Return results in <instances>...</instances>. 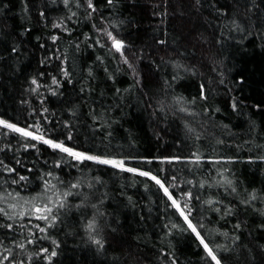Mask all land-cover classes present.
<instances>
[{"label":"trees","instance_id":"1","mask_svg":"<svg viewBox=\"0 0 264 264\" xmlns=\"http://www.w3.org/2000/svg\"><path fill=\"white\" fill-rule=\"evenodd\" d=\"M96 2L104 17L124 22L119 34L132 44V50L143 51L144 59L139 63L142 84L133 88L131 76L117 72L118 60L112 59L107 48L81 43L80 50L75 49L71 42L83 41L84 33L98 38L82 18L75 26L66 21L73 28L71 37L52 28L53 21L67 15L60 0L55 4L52 0H0V54L5 57L0 60V118L21 127L39 124L46 136L61 140L71 133L73 139L66 143L95 153L149 158L180 156L181 161L173 164L154 160L152 164L131 166L150 169L166 182L176 175L178 186L170 191L182 204L187 201L183 193L192 192L191 219L204 225L201 234L213 244L231 245L230 237L237 234L233 225L238 219L245 220L247 227L238 233L240 241L231 253L225 254L226 264H264L261 249L264 231L258 228L261 218L251 210L245 213L241 209L238 216L221 219L220 214L203 203L216 199L223 205L239 207L240 197L227 194L217 185L225 177L237 184L241 196L245 188L264 190V162L257 159L264 155V110L256 111L254 107L261 104L264 108V37L256 34L257 29L264 31V0H257L260 7L248 13L250 20L245 23L255 27L244 39L239 32L228 36L225 28V38L219 44L216 41L221 28L228 21L217 15V9L228 10L232 15L239 11L243 18L250 0H237L236 5L233 0H202L203 6L199 8L194 7V0H119L115 10L105 7L106 0ZM40 10L46 12L47 20L39 17ZM96 19L98 23L100 17ZM50 35H59L61 39L53 45ZM159 39L167 43L160 45ZM101 42H104L102 38ZM40 44L45 47L40 48ZM12 45L18 46V53L8 51ZM62 54L67 56L64 66L71 73V83L59 72L61 62L55 57ZM96 56H101L104 63L97 61ZM46 57L51 59L42 65L40 61ZM89 67L94 79L87 76ZM40 73L45 75L40 77ZM109 74L114 75L115 83L108 79ZM53 75L62 85L56 96L48 89ZM173 76L177 79L173 80ZM33 77L45 85L38 90L39 94L28 90ZM200 84L205 86L207 101L199 99ZM81 87L85 92H80ZM116 88L121 89L119 94ZM181 97L183 100L178 103ZM233 97L242 100L246 107L233 111ZM193 98L195 104L191 103ZM181 107L187 111H180ZM44 108L48 109L46 113ZM73 110L75 116L71 115ZM189 128L194 131L189 132ZM197 135L199 140L195 138ZM221 140L223 144L218 143ZM24 144H36V147L25 150ZM0 148L5 149L0 151V159L29 177L27 182L13 185L11 179L16 176L0 174V194L6 190L13 195L19 192L25 199L39 196L40 200H46L52 193H44L40 177L49 171L59 177V181L47 177L59 191L82 179L85 183L91 181L98 189L93 200L107 193L101 207L105 213L101 221L104 250L98 252L87 241L84 226L92 210L87 209L86 216H82L73 209L63 217V224L49 230L62 242L54 264H172L173 259L176 264H208L195 236L190 231L179 230L186 229V224L153 181L90 162L73 166L70 159H61L62 154L35 141H25L2 127ZM193 152L202 155L198 165L189 162ZM221 158H231L234 162H213ZM16 160L21 163L17 165ZM57 160L61 162L60 168L54 167ZM97 177L101 184H96ZM5 179L9 181L7 184L3 182ZM72 191L86 193L88 189ZM69 200L79 203L77 197ZM256 206L264 207V204ZM18 223L26 227L18 228L7 238L0 231V240L5 245L11 247L14 240L23 242L29 230L36 232L37 237L43 235L33 227L44 226L42 221L32 219L29 223L26 217ZM173 223L179 228L173 229ZM224 232L228 237L222 235ZM41 246L50 247L49 241L39 240L28 245L26 251L35 252ZM16 251L18 259L25 256ZM32 264L46 262L34 258Z\"/></svg>","mask_w":264,"mask_h":264},{"label":"snow or ice","instance_id":"2","mask_svg":"<svg viewBox=\"0 0 264 264\" xmlns=\"http://www.w3.org/2000/svg\"><path fill=\"white\" fill-rule=\"evenodd\" d=\"M64 9L67 10V15L64 17L58 18L56 21L52 22V28L60 29L67 36L71 37L73 28H69L67 22H71L74 26L78 25L81 22V18L84 22L90 24L91 29L94 31L98 38L93 39L92 36L84 33L83 41H73L72 45L76 50H80L81 43H85L88 47L93 45H97L100 48H107L108 54L111 55L112 59L118 60L117 72H120L124 75H130L133 80L132 87L135 88L142 84L143 77L139 71V63L143 61V51H133L132 44L127 42L125 38L120 36L119 29L120 26L124 23L121 21L111 20L104 17L102 10L98 6L96 0H60ZM52 3H56V0H52ZM119 0H106L105 7L109 9L115 10ZM233 4H237V0H233ZM202 0H194V7H202ZM7 8V4L4 5ZM159 7V5H157ZM260 4L257 3V0H250L249 6L245 8L244 16L241 18L239 11H236L235 15L229 13L228 10L217 9V15L224 17L227 19V24L223 25L220 32V38L217 39L216 43H223L225 38V31L227 29L228 36H231L233 32H239L241 34V39H244L249 33L252 27L250 23H245V21H249L250 17L248 13L253 11V8H259ZM75 9V10H74ZM25 10H27V5H25ZM38 15L43 20H47V14L44 10H40ZM166 15V13H164ZM97 16L100 17L99 22L97 23ZM75 18V19H74ZM27 31H31V29H27ZM261 37H264V31L257 29V33ZM101 38L103 39V43L101 42ZM39 39V37H37ZM49 39L51 40L53 45H56L57 42L61 39L59 35H50ZM91 41V44L87 42ZM239 42V41H238ZM157 43L160 45H164L167 43L164 39L157 40ZM40 48H44V44L39 45ZM59 49H57L58 51ZM8 51L10 53H18L19 48L17 45H12L9 47ZM5 59V57L0 54V60ZM48 59L45 58L40 61L43 65L47 62ZM55 59L60 60L59 72L65 78L68 83H71V73L67 67L64 65L67 62V56H57ZM96 60L101 64L104 63V60L101 56H96ZM120 65L125 66L123 69L120 68ZM179 68V65H176ZM104 71L107 73L108 69L105 67ZM185 71H189V69H185ZM195 75V72H192ZM45 75L44 73H40L39 76L42 77ZM87 76L89 79H94L93 70L89 67L87 71ZM108 79L115 83V77L113 74L108 75ZM173 80L177 79L176 76L172 77ZM223 83V81H221ZM239 83H243V80L239 81ZM34 86V87H33ZM55 86V88H52ZM170 86V85H169ZM45 85H42L39 82L38 77H33L30 81L29 91L32 93H38V90ZM61 82L57 78V76H51V85H48V89L51 92L52 96H56L58 94V89L61 88ZM88 91L91 92V86H89ZM125 92L131 91V89H124ZM80 92H85V88L81 87ZM115 92L119 94L121 89L116 88ZM199 99L203 101H207L208 97L205 92V86L200 84L199 86ZM183 98L178 99V103L181 102ZM41 104L44 103V100L40 101ZM192 104L196 103V99L193 98L191 101ZM151 106V105H149ZM243 105L242 100H238L233 97L231 101V108L233 111H238ZM256 111L264 110L261 104H256ZM180 111H187L185 108L181 107ZM48 109L44 108L43 112H47ZM219 111V109H216ZM71 115L75 116L76 111L73 110ZM95 119V117H94ZM0 127L7 129L9 132L18 134L25 141H35L39 144H43L47 146V148L51 149L55 153L62 154L61 159L64 157L70 159L73 162V166L79 165H87L89 162L94 165L106 166L108 168L114 169L120 173H130L133 176L144 177L148 180H151L155 183V185L163 192V195L167 198V201L170 202V207L175 210V212L179 215L180 218L184 221L187 228H179V226L175 223L172 224V228H179L180 231H190L198 241L199 245L202 247L203 252L207 257L208 264H226L228 256L225 255L227 253H231L233 247L237 245L240 241L241 237L238 233L243 231L247 227V222L245 220L238 219L237 222L233 225V232L237 233L230 237L232 243L229 244H213L210 239H206L204 235L201 234L200 229L204 227L203 224L193 223L192 216V207L190 205L191 200L193 199V195L191 191L184 192L183 195L187 197V201L183 204L178 200L172 191L171 188H175L178 186V177L176 175L171 176L170 181L166 182L162 180L158 175L154 174L152 170L143 169L140 167L131 166L133 163L135 164H152L154 160L161 164H173L181 161L180 156H169L163 158H149V157H134V156H113L107 154L95 153L91 149H81L72 144L66 143V141H71L73 136L69 133L64 140L59 139L58 137H50L46 136L43 131H41V126L39 124L36 125H26L25 127H21L16 123L10 122L8 120H4L0 118ZM65 127H68L66 124ZM35 128V130H32ZM189 132H193L194 130L189 128ZM197 140L200 139V136L197 135L195 137ZM218 143L223 144V141H218ZM35 148L36 144H24L23 147L25 150L28 147ZM261 147V146H258ZM4 148H0V151H4ZM190 163L199 164L202 160V155L198 152H193L191 154ZM260 162H264V155H260L257 157ZM214 163H233L234 161L231 158L228 159H218L213 161ZM251 162H255L254 160H250ZM15 163L19 165L21 161L16 160ZM47 163V161H45ZM55 168L61 167V162L57 160L54 163ZM29 172L32 169H28ZM163 171V169H161ZM0 174H6L7 176H16L17 178L11 179V184L15 185L20 182H27L29 180L28 176L22 175L18 173L16 167L10 166L4 160L0 159ZM47 177H52L59 181L58 176H53L51 171L44 174L40 179L43 181V191L44 193L51 192L52 195H48L46 200H40L39 196L31 197L30 199H25L20 196L19 192H16L13 195L12 192H8L5 190L3 194H0V203H3L5 206L0 207V231H2L5 237H8V234L15 232L18 228L23 229L26 225L22 223H18V221H23L26 217L29 220V223L32 219L37 221L44 222V226L40 224H36L33 227L38 230L39 233L43 234L37 237L36 232L29 230L28 236L24 238L23 242L13 241L12 246L5 245L3 240H0V264H32L34 258L42 259L46 264H54L55 258H57L60 253L59 249L61 248V241L54 238L49 230L53 229L57 226V224H63V217L68 213L72 212L75 209L77 212H80L82 216H86V210L91 209L90 218L86 219V224L84 226V230L87 234V241L96 247L97 251L100 252L105 248V240L103 238V226L102 219L105 216V213L101 211V207L104 204L105 197H107V193H102L93 200V196L96 195L98 189H96L95 185L88 181L85 183L82 179H78L75 183H70L68 189L65 191H59L57 186L51 184ZM7 184L9 181L5 179L3 181ZM96 184H101L102 181L97 177L95 178ZM62 184L63 181H60ZM187 183L191 184L192 181H187ZM217 185L223 187L225 192L229 195H234L240 197L237 201L238 208L229 207L228 205H223L222 201L216 199H208L203 201L208 208L220 214L221 219H225L226 217L238 216L239 210H243L245 213L248 210H251L255 215L261 218L260 223L258 225L259 230L264 231V207H257L258 203L264 204V190L261 192L256 191L255 189L249 191L247 188L243 190V195L238 190L237 184L228 178H224L220 181H217ZM205 185L202 182L200 187L203 188ZM82 187H86L88 192H73V189H80ZM70 197L79 198V203H70ZM199 199V197H196ZM40 202H37V201ZM129 200L131 198L129 197ZM21 201H23L21 203ZM115 231V229H113ZM223 236L228 237V233H222ZM39 240H47L49 241L50 247H39L35 252L26 251L28 245H35ZM19 250L22 253H25V256L21 258H17V251ZM261 249L264 250V245H261ZM172 264H176L175 259L172 260Z\"/></svg>","mask_w":264,"mask_h":264}]
</instances>
